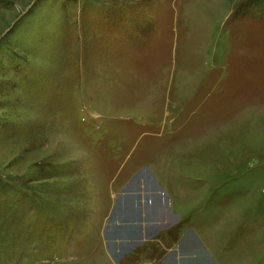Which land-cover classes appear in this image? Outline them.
Instances as JSON below:
<instances>
[{
    "label": "rangeland",
    "instance_id": "1",
    "mask_svg": "<svg viewBox=\"0 0 264 264\" xmlns=\"http://www.w3.org/2000/svg\"><path fill=\"white\" fill-rule=\"evenodd\" d=\"M155 183L183 217L150 239ZM182 237L185 264H264V0H0V264Z\"/></svg>",
    "mask_w": 264,
    "mask_h": 264
},
{
    "label": "crops",
    "instance_id": "2",
    "mask_svg": "<svg viewBox=\"0 0 264 264\" xmlns=\"http://www.w3.org/2000/svg\"><path fill=\"white\" fill-rule=\"evenodd\" d=\"M156 185V183L154 184ZM158 186L156 185V187L152 186L151 189H153V193L151 194V199L153 202L152 205V212L153 214H149V217L146 220V226H149L150 222V226L151 228H149L148 234H150L148 237L150 238H154L155 235L159 234V232L161 231V229L167 228V227H171L173 225H175L177 223V221L183 217V211H181L179 205L177 204V202H169V203H164L167 202L163 197V195L159 194L160 191H158L159 189L157 188ZM164 201V202H163ZM150 202L149 205L152 203ZM135 212V211H132ZM161 221H165V223H162ZM153 223V224H152ZM135 227V226H134ZM145 230V229H144ZM140 232H142L141 230H139ZM121 233V232H119ZM128 233V232H127ZM193 233V232H191ZM140 233H137L134 229V231L132 233L129 232V237H121L120 239H123L124 241L128 240V239H133V240H140L139 237H141L139 235ZM188 235V234H187ZM186 237V236H185ZM184 237V238H185ZM190 237L192 239H190ZM147 238V237H146ZM150 238V239H151ZM128 248H129V244H125ZM134 245V243H133ZM185 250L186 252H188V246L190 247V245H194V249H200V247H203V245L199 242V238L197 236H194L193 234L191 236H187V239L185 238ZM172 255V259L171 261H167L164 262V264H183V253L185 254V252H183V237L181 239V241L179 242V246L178 249L173 250L171 252ZM188 264H192L189 263L187 261ZM185 264V263H184ZM195 264H199L198 262H196Z\"/></svg>",
    "mask_w": 264,
    "mask_h": 264
}]
</instances>
